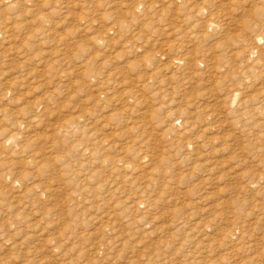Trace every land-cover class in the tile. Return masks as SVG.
Masks as SVG:
<instances>
[{"label":"rangeland","instance_id":"obj_1","mask_svg":"<svg viewBox=\"0 0 264 264\" xmlns=\"http://www.w3.org/2000/svg\"><path fill=\"white\" fill-rule=\"evenodd\" d=\"M0 264H264V0H0Z\"/></svg>","mask_w":264,"mask_h":264}]
</instances>
